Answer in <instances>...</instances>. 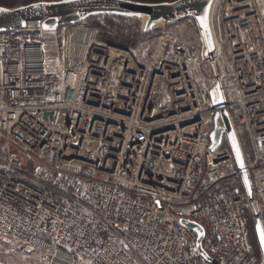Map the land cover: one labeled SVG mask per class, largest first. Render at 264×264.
Listing matches in <instances>:
<instances>
[{
	"label": "built area",
	"instance_id": "2783aa9c",
	"mask_svg": "<svg viewBox=\"0 0 264 264\" xmlns=\"http://www.w3.org/2000/svg\"><path fill=\"white\" fill-rule=\"evenodd\" d=\"M209 26L211 59L191 14L134 47L100 41L82 23L0 31V235L48 264H214L185 219L203 227L215 264H254L264 0H213ZM215 82L249 151L250 198L225 139L208 148Z\"/></svg>",
	"mask_w": 264,
	"mask_h": 264
},
{
	"label": "water",
	"instance_id": "95a60500",
	"mask_svg": "<svg viewBox=\"0 0 264 264\" xmlns=\"http://www.w3.org/2000/svg\"><path fill=\"white\" fill-rule=\"evenodd\" d=\"M213 0H175L168 3L143 4L127 0H66L60 2H40L17 8L0 7V31L21 30L29 23H36L45 31H56L60 27L76 23L88 14L119 13L146 17V28L155 22L178 20L191 14L196 20L205 43L204 55L211 59L214 52L213 38L209 26V12ZM208 96L215 109L212 127L208 132V148L214 151L222 145L223 139L228 145L236 169L240 174L244 192L251 197L252 182L246 165V158L238 132L233 124L229 111L225 106L222 86L215 82L208 89ZM179 222L197 234V247L201 256L215 262L201 249L200 243L204 235L203 227L194 221L180 219ZM253 231L260 251L258 264H264V226L256 217Z\"/></svg>",
	"mask_w": 264,
	"mask_h": 264
},
{
	"label": "trees",
	"instance_id": "16d2710c",
	"mask_svg": "<svg viewBox=\"0 0 264 264\" xmlns=\"http://www.w3.org/2000/svg\"><path fill=\"white\" fill-rule=\"evenodd\" d=\"M66 0H0V7L3 8H17L20 6H26L30 4H36L40 2H60ZM136 3L143 4H157L168 3L175 0H127ZM85 24L97 29V38L100 41L107 42L114 45L123 47H134L136 44L154 37L159 34L160 29L146 28L142 25L141 16L138 15H126L119 13H94L88 14L79 19L76 23L70 24ZM60 29V28H59ZM224 147L228 148L227 143H224ZM254 222L248 219V241L254 250L255 261L257 264L260 260V252L256 237L253 231Z\"/></svg>",
	"mask_w": 264,
	"mask_h": 264
},
{
	"label": "rangeland",
	"instance_id": "374dc122",
	"mask_svg": "<svg viewBox=\"0 0 264 264\" xmlns=\"http://www.w3.org/2000/svg\"><path fill=\"white\" fill-rule=\"evenodd\" d=\"M146 17L142 16V23H145ZM153 28L161 29L162 22L152 24ZM194 38L190 28L182 26L178 39L181 42L188 43ZM201 76L203 85H207L208 70L206 66L201 67ZM228 84V81H226ZM224 84V83H223ZM238 135L242 144L244 155L247 156L249 151L246 146L244 136L238 130ZM259 248V247H258ZM260 252V251H259ZM0 264H48L42 255L36 251H28L21 245L12 241L8 236L0 235ZM84 264H90L85 262Z\"/></svg>",
	"mask_w": 264,
	"mask_h": 264
},
{
	"label": "snow or ice",
	"instance_id": "6c2138e0",
	"mask_svg": "<svg viewBox=\"0 0 264 264\" xmlns=\"http://www.w3.org/2000/svg\"><path fill=\"white\" fill-rule=\"evenodd\" d=\"M262 240H264V235H262Z\"/></svg>",
	"mask_w": 264,
	"mask_h": 264
}]
</instances>
